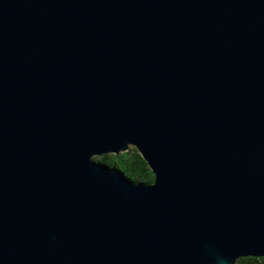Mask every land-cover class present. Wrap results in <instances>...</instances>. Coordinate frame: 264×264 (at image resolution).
Instances as JSON below:
<instances>
[{"label": "water", "instance_id": "1", "mask_svg": "<svg viewBox=\"0 0 264 264\" xmlns=\"http://www.w3.org/2000/svg\"><path fill=\"white\" fill-rule=\"evenodd\" d=\"M135 147V181L95 157ZM264 257V0H0V264Z\"/></svg>", "mask_w": 264, "mask_h": 264}, {"label": "trees", "instance_id": "2", "mask_svg": "<svg viewBox=\"0 0 264 264\" xmlns=\"http://www.w3.org/2000/svg\"><path fill=\"white\" fill-rule=\"evenodd\" d=\"M95 158L98 161L107 163L132 180L150 181L153 178V171L135 147L119 154L106 153ZM236 264H264V257H241Z\"/></svg>", "mask_w": 264, "mask_h": 264}]
</instances>
